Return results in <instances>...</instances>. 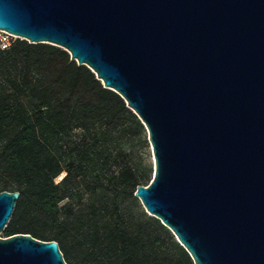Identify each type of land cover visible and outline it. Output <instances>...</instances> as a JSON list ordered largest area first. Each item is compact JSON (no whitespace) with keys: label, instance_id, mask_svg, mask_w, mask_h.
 <instances>
[{"label":"water","instance_id":"95a60500","mask_svg":"<svg viewBox=\"0 0 264 264\" xmlns=\"http://www.w3.org/2000/svg\"><path fill=\"white\" fill-rule=\"evenodd\" d=\"M0 30L49 43L147 131L134 195L194 264H264V0H0ZM19 191L0 192V234ZM0 264H67L55 240L0 235Z\"/></svg>","mask_w":264,"mask_h":264},{"label":"trees","instance_id":"16d2710c","mask_svg":"<svg viewBox=\"0 0 264 264\" xmlns=\"http://www.w3.org/2000/svg\"><path fill=\"white\" fill-rule=\"evenodd\" d=\"M142 132L65 49L0 46V192L19 191L2 236L55 240L67 264H194L167 226L133 209L151 168L135 167L126 145Z\"/></svg>","mask_w":264,"mask_h":264},{"label":"rangeland","instance_id":"374dc122","mask_svg":"<svg viewBox=\"0 0 264 264\" xmlns=\"http://www.w3.org/2000/svg\"><path fill=\"white\" fill-rule=\"evenodd\" d=\"M126 152L129 156L131 163L138 169L143 170L146 168H151V173H150L151 178L149 180L150 182L153 176V156H152V150L150 144L147 139L146 128H145V133L142 132L140 135L134 136L128 141L126 145ZM61 176L62 174L59 177H57L56 180H59ZM140 207L143 208L140 200L137 198L136 203H133V209L139 210ZM0 235L2 236V233Z\"/></svg>","mask_w":264,"mask_h":264},{"label":"built area","instance_id":"2783aa9c","mask_svg":"<svg viewBox=\"0 0 264 264\" xmlns=\"http://www.w3.org/2000/svg\"><path fill=\"white\" fill-rule=\"evenodd\" d=\"M0 46L2 48L8 46L15 38L13 37H16L15 35L11 34V33H8L6 31H1L0 30Z\"/></svg>","mask_w":264,"mask_h":264}]
</instances>
